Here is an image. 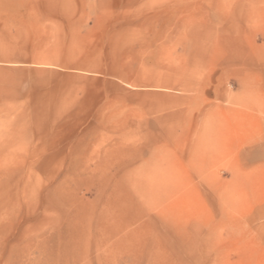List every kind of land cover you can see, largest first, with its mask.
Here are the masks:
<instances>
[{
  "label": "rangeland",
  "instance_id": "1",
  "mask_svg": "<svg viewBox=\"0 0 264 264\" xmlns=\"http://www.w3.org/2000/svg\"><path fill=\"white\" fill-rule=\"evenodd\" d=\"M0 264H264V0H0Z\"/></svg>",
  "mask_w": 264,
  "mask_h": 264
}]
</instances>
